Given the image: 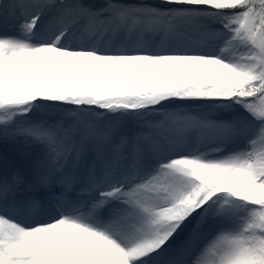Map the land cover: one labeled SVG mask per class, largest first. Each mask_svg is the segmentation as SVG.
I'll return each instance as SVG.
<instances>
[{
	"label": "snow or ice",
	"instance_id": "snow-or-ice-1",
	"mask_svg": "<svg viewBox=\"0 0 264 264\" xmlns=\"http://www.w3.org/2000/svg\"><path fill=\"white\" fill-rule=\"evenodd\" d=\"M0 264H264V0H0Z\"/></svg>",
	"mask_w": 264,
	"mask_h": 264
},
{
	"label": "bare ground",
	"instance_id": "bare-ground-1",
	"mask_svg": "<svg viewBox=\"0 0 264 264\" xmlns=\"http://www.w3.org/2000/svg\"><path fill=\"white\" fill-rule=\"evenodd\" d=\"M22 145L24 148H28L27 145ZM0 155L6 156L9 164L15 167H19L18 164L20 163H24L26 165L29 163V161H26L27 156L20 155L15 151V149H13V147L10 146V144L3 141L0 143Z\"/></svg>",
	"mask_w": 264,
	"mask_h": 264
},
{
	"label": "rangeland",
	"instance_id": "rangeland-1",
	"mask_svg": "<svg viewBox=\"0 0 264 264\" xmlns=\"http://www.w3.org/2000/svg\"><path fill=\"white\" fill-rule=\"evenodd\" d=\"M0 143H1V141H0ZM6 143L10 144V146L13 147V149H15V151L17 153H19L20 155H23V156H26L25 154L28 153V152L34 151V149H29V148H26V147L24 148L22 143H20L19 141L15 142V143H13L11 141H8ZM26 161H28V158H26ZM18 165H19V167L21 169H23L26 166V164H24V163L23 164L20 163Z\"/></svg>",
	"mask_w": 264,
	"mask_h": 264
}]
</instances>
